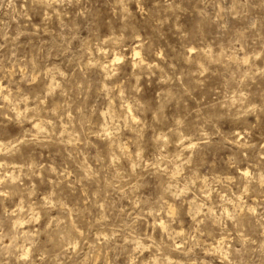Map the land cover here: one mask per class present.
I'll return each mask as SVG.
<instances>
[{"label":"rangeland","instance_id":"rangeland-1","mask_svg":"<svg viewBox=\"0 0 264 264\" xmlns=\"http://www.w3.org/2000/svg\"><path fill=\"white\" fill-rule=\"evenodd\" d=\"M0 86V264H264V0H0Z\"/></svg>","mask_w":264,"mask_h":264},{"label":"bare ground","instance_id":"bare-ground-1","mask_svg":"<svg viewBox=\"0 0 264 264\" xmlns=\"http://www.w3.org/2000/svg\"><path fill=\"white\" fill-rule=\"evenodd\" d=\"M138 54H140V53L135 52V55H134V56L136 57ZM137 57H138V56H137ZM120 58H121V57H116L115 60L118 61V60H120ZM138 58H139V57H138ZM133 59H134V58H133ZM133 59H132V60H133ZM113 61H114V60H113ZM113 61H112V62H113ZM134 61H135V60H134ZM139 62H141V61H138L137 64H138ZM113 63H114V62H113ZM111 65L113 66L114 64H111ZM108 66H109V65H108ZM106 67H107V66H106ZM139 67H140V66H139ZM108 71H110V70L108 69ZM0 87H1V86H0ZM132 117H133V116H132ZM35 126H36V125H35ZM38 128H39V127H38ZM161 224H162V223H161ZM164 227H165V226H164ZM28 251H29V250H28ZM24 254H25V253H24Z\"/></svg>","mask_w":264,"mask_h":264}]
</instances>
